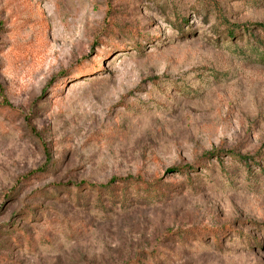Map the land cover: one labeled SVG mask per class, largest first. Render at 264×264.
I'll use <instances>...</instances> for the list:
<instances>
[{"label":"rangeland","instance_id":"rangeland-1","mask_svg":"<svg viewBox=\"0 0 264 264\" xmlns=\"http://www.w3.org/2000/svg\"><path fill=\"white\" fill-rule=\"evenodd\" d=\"M255 42L264 0H0V264H264Z\"/></svg>","mask_w":264,"mask_h":264},{"label":"trees","instance_id":"trees-1","mask_svg":"<svg viewBox=\"0 0 264 264\" xmlns=\"http://www.w3.org/2000/svg\"><path fill=\"white\" fill-rule=\"evenodd\" d=\"M250 30H246V32H249ZM224 33H226V35L228 37L233 35V31L231 29H228L227 31L224 30ZM248 42V41H247ZM251 52L258 56V57H262L264 58V46H262L261 44H259L258 42H255L254 44H251L250 46ZM178 170H176L177 173H186V168H177ZM182 170V172H181ZM115 179H112L110 184H106V185H102L103 188H105L106 191L111 190V186L113 184H111ZM119 182H123V183H127L128 185H130V187H135L137 189L143 187L144 190H147L148 188H150V185L144 183L141 179H136L133 177H126V178H122L121 180H119ZM117 187H122V186H117Z\"/></svg>","mask_w":264,"mask_h":264}]
</instances>
